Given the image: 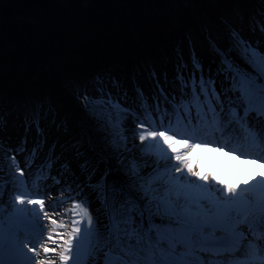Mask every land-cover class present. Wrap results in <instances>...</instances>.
Instances as JSON below:
<instances>
[{"label":"snow or ice","instance_id":"1","mask_svg":"<svg viewBox=\"0 0 264 264\" xmlns=\"http://www.w3.org/2000/svg\"><path fill=\"white\" fill-rule=\"evenodd\" d=\"M257 29L264 37V18ZM262 48L264 40L254 46L233 30L227 49L212 45L215 70L205 75L194 56L187 77L177 71L171 96L161 90L153 106L141 93L143 116L102 87L98 98L85 94L102 149L95 163L80 159L78 172L57 157L52 174L45 157L33 175L31 162L22 167L10 155L11 181L0 180V212L12 185L11 211L0 217V264H264V172L233 185L196 166L204 150L264 165ZM122 113L136 117L131 130ZM35 127L39 134L38 120ZM153 150L157 159H144ZM115 171L122 176L110 179ZM42 177L56 185H45L44 196ZM85 188L96 203L91 212Z\"/></svg>","mask_w":264,"mask_h":264},{"label":"trees","instance_id":"2","mask_svg":"<svg viewBox=\"0 0 264 264\" xmlns=\"http://www.w3.org/2000/svg\"><path fill=\"white\" fill-rule=\"evenodd\" d=\"M191 2L88 0L76 14L50 0H10L0 26V132L7 116H18L21 125L33 129L38 120L40 129L68 131L67 150L77 144L101 150V133L85 109V94L98 98L102 87L117 97L127 89L137 102L143 85L133 86L130 79L142 74L143 81L148 65L155 69L163 58L182 53L183 38L192 41L196 32L213 50L211 24L193 20ZM193 3L216 21V35L223 28L229 39L233 30L239 33L229 23L236 7L248 19L256 11L264 13V0H220L217 8L206 0ZM114 161L108 160L109 167L117 168Z\"/></svg>","mask_w":264,"mask_h":264},{"label":"rangeland","instance_id":"3","mask_svg":"<svg viewBox=\"0 0 264 264\" xmlns=\"http://www.w3.org/2000/svg\"><path fill=\"white\" fill-rule=\"evenodd\" d=\"M189 1V0H186ZM191 2V7L190 10L193 14V20H196L200 25L203 24H208V35L212 41H214L215 45L221 49H226L229 45L230 42L226 38V34L224 32V29H221L220 35H215L217 32V28L214 26L216 21H213L211 18H209L204 9L197 4L193 3V0H190ZM208 4L211 7L217 8L220 4V0H206ZM194 4V5H193ZM235 13L232 14V17L230 18L229 23H231V27H237L240 29V35L246 39L249 40L253 43V45H256L257 40H264V37H261V34L259 32V29L256 31H253V27L255 25V21L264 18L260 13L256 14V16H249L250 18L248 19L246 15L244 14L245 12L240 9V7H236ZM190 23V22H189ZM195 31V30H194ZM193 52L191 54H188L186 52V48L184 43H181V47L184 50L180 54H170L168 57L163 58L162 61L160 60L159 63L156 66L154 74L156 75V78L152 82V87L150 85L149 79L146 78L144 79V82L147 83L149 87V96H145L144 100L147 101L149 105L155 104V101L152 100V97L159 96L160 91L163 90L165 94L171 96V93L176 91V89L179 86V82L176 80V75L177 71L181 73V75L187 77L189 73L192 71L194 65H193V57L195 56L198 61L201 63L205 75L208 74V69L212 68L215 70L216 66V61L213 59V55L215 52L211 50L208 47L207 42L199 38L196 32H194L193 36ZM264 51V48L261 49ZM216 59V58H215ZM179 66V67H178ZM192 66V67H191ZM117 74V72L115 73ZM197 76H199V73L197 72ZM167 77V79H166ZM140 76L138 75L136 77L137 81L134 80L136 84H138L140 81L139 79ZM133 82L130 80V83ZM159 82V83H158ZM106 85L110 86L113 83L112 81H108ZM155 85V87H154ZM219 86V81H217L216 87ZM151 89V91H150ZM125 90V89H124ZM126 94V95H125ZM118 99L120 100L121 104H124L126 107L133 109L134 112L137 114L143 116V113L145 111L144 107H142V101L140 100V106L136 104L134 101L131 100L130 96H128V93L126 91L119 92L117 94ZM48 104V111H49V116L54 113L52 108H49ZM125 116H128V119L125 121V126L129 128L130 130L135 127V119L136 117L133 115H130L128 113L122 114ZM8 119L4 122V133L0 138V169L4 170L5 175L4 179H7V181H11V176L9 174L10 171H14V162H11V168L10 166V161H9V156L15 154L17 156V160L21 161V166L25 167L29 162L32 164L33 168V175H36V169L39 167V165L43 164L45 161V157H50L53 159V167L49 169V172L52 174H55L57 171L55 169V164H56V158L58 157L60 160H67L69 163V167L74 171L78 172V169H76V163L80 159H89L92 161V157L95 154L94 151L92 150H87L83 151L82 149H79L81 147L80 144H77L78 150H67V142L72 138L67 135L68 131H63L61 130L58 136V127L52 126V128L48 129H41V134L42 138L39 139V134L36 131H31L28 129H25L22 125L19 124V117L17 118L15 116H7ZM18 119V120H17ZM16 120V121H15ZM45 123V122H44ZM43 123V124H44ZM70 125L73 126V123L70 122ZM130 136L133 135L131 131L128 133ZM66 138H63V137ZM139 143V141H137ZM144 145H140V148H143ZM179 147V145L177 146ZM33 149H35V152L33 153ZM76 151H80L82 153L81 156H73V153ZM137 153H139V149H136ZM143 155V154H141ZM144 159H147L149 161H155L157 159L155 155V150H153L152 153H150L147 156H144ZM204 159V154L203 152H199L197 156V161H196V166L199 170H203L204 168L202 167V162ZM114 164L116 167H118L114 161ZM104 168L103 165H100L97 167V174H99L100 171H102ZM151 170L146 169V171ZM207 173V172H206ZM18 174V173H17ZM122 173L118 172H113L110 174L109 178H115L118 176H121ZM79 179L82 181L83 177L82 175L79 177ZM61 183H68V180H61ZM52 182L51 180H44L43 177L37 182L38 186V191L40 196H44L43 192L45 191V185L49 187ZM54 187L56 185L52 184ZM8 187V194L3 198V207L4 211L0 212V217L6 216L8 212L11 211V205L9 203L10 197H11V183L7 185ZM53 187V188H54ZM83 195L86 196V198L92 202V206L89 208V211H93V208L96 206L95 201L92 200V194L89 192L87 188L84 189ZM56 198V197H55ZM54 198V199H55ZM52 199L51 201H53ZM47 203V204H51ZM65 208L70 207V203H65L64 204ZM63 215V213H61ZM57 219H59L57 217ZM71 219L70 213L68 214L67 219L65 220V223H68ZM47 221H41V224H45Z\"/></svg>","mask_w":264,"mask_h":264},{"label":"bare ground","instance_id":"4","mask_svg":"<svg viewBox=\"0 0 264 264\" xmlns=\"http://www.w3.org/2000/svg\"><path fill=\"white\" fill-rule=\"evenodd\" d=\"M86 1H83L85 3ZM87 2L84 4L86 5ZM30 23L34 20L27 19ZM219 88V86L217 87ZM179 147H182L179 145ZM204 154L202 167L204 172L213 173L219 176L222 180H226L233 185L243 181L251 180L253 176L264 172V165L256 163L255 161L237 160L235 156L228 154L225 155L224 151L215 152L212 150L201 151ZM49 189H52L50 187ZM45 195V191L43 192ZM55 198V193L46 201V203L52 202Z\"/></svg>","mask_w":264,"mask_h":264},{"label":"flooded vegetation","instance_id":"5","mask_svg":"<svg viewBox=\"0 0 264 264\" xmlns=\"http://www.w3.org/2000/svg\"><path fill=\"white\" fill-rule=\"evenodd\" d=\"M9 1L10 0H0V26H1V24H3L2 19L4 17V15H3L4 14V8ZM50 1H53L57 5H60L61 7L66 8L67 10H69L73 13H76V14H79L83 9L84 4L86 2H88V0H70L69 3L72 5V8H69V3L66 4L67 0H50ZM83 1H86V2L83 3Z\"/></svg>","mask_w":264,"mask_h":264},{"label":"water","instance_id":"6","mask_svg":"<svg viewBox=\"0 0 264 264\" xmlns=\"http://www.w3.org/2000/svg\"><path fill=\"white\" fill-rule=\"evenodd\" d=\"M70 2V0H67V3L68 4ZM69 8H72V5L69 3Z\"/></svg>","mask_w":264,"mask_h":264}]
</instances>
